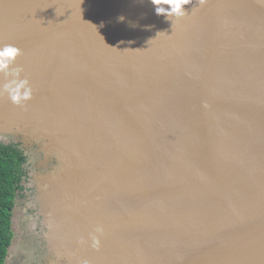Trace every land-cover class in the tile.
<instances>
[{"label":"water","instance_id":"obj_1","mask_svg":"<svg viewBox=\"0 0 264 264\" xmlns=\"http://www.w3.org/2000/svg\"><path fill=\"white\" fill-rule=\"evenodd\" d=\"M185 12L0 0V43L21 48L33 88L22 108L0 97V143L24 156L30 189L2 264H264V0ZM42 217L49 241L35 226L38 249L16 254ZM97 225L94 251L81 241Z\"/></svg>","mask_w":264,"mask_h":264},{"label":"clouds","instance_id":"obj_2","mask_svg":"<svg viewBox=\"0 0 264 264\" xmlns=\"http://www.w3.org/2000/svg\"><path fill=\"white\" fill-rule=\"evenodd\" d=\"M154 7L157 16H163L165 19H181L186 15L185 6L192 3V0H149ZM206 0H200L203 5ZM123 20V17H119ZM23 55L21 48L11 43H0V75L4 80L0 82V97H6L8 102L16 107H25L33 97V88L29 79L22 75L16 61ZM103 226L97 225L89 233L86 243L94 251L101 248V236Z\"/></svg>","mask_w":264,"mask_h":264},{"label":"trees","instance_id":"obj_3","mask_svg":"<svg viewBox=\"0 0 264 264\" xmlns=\"http://www.w3.org/2000/svg\"><path fill=\"white\" fill-rule=\"evenodd\" d=\"M25 158L15 145L0 144V264L3 263L10 243L11 213L22 177Z\"/></svg>","mask_w":264,"mask_h":264},{"label":"bare ground","instance_id":"obj_4","mask_svg":"<svg viewBox=\"0 0 264 264\" xmlns=\"http://www.w3.org/2000/svg\"><path fill=\"white\" fill-rule=\"evenodd\" d=\"M46 178L47 177H43L41 175V173H40L36 177L37 183L33 181V183L29 184L30 186L34 187L35 192L37 191V193H36L37 197L36 196L32 197V195H31L32 200H31V202L28 203L29 206L35 207L36 209L40 210V207L42 208V206L44 205L43 199L46 197V195L44 194V189H47L44 186ZM53 189L57 191V189L52 188V190ZM15 223L18 226V228H17L18 231L20 229H22L19 226V221L18 222L16 221ZM25 223H24L23 228L25 230H27V235H26L24 240H22V238H21V240L14 245L15 252L18 255L20 253H23L24 251L29 253V248H35L37 250L38 247H39V243L41 244V242H39V238H38L40 235L38 236V233L33 231V228L35 226H40V230H43V233H42L43 236L41 238V241L45 242V243L47 242V240L49 241V238L47 239V237H45V235H44L45 233H47L49 235V233L47 231H44L45 217H42V218H39V219H35L33 221H31V220L30 221H25ZM47 246H49V243H47Z\"/></svg>","mask_w":264,"mask_h":264},{"label":"rangeland","instance_id":"obj_5","mask_svg":"<svg viewBox=\"0 0 264 264\" xmlns=\"http://www.w3.org/2000/svg\"><path fill=\"white\" fill-rule=\"evenodd\" d=\"M0 144H1V143H0ZM23 171H24V173H25L24 176L26 177V170L24 169ZM29 190H30V189H28V188L26 189V188L22 187L21 191H18V193H17V197H16L17 200H18L19 198H24V192H25V191H29ZM22 207H24V206H22ZM25 213H26V214H31V210L28 209Z\"/></svg>","mask_w":264,"mask_h":264}]
</instances>
